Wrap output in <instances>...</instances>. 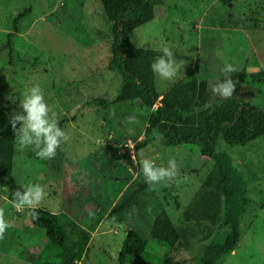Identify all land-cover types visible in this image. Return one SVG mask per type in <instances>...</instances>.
<instances>
[{"label": "rangeland", "instance_id": "obj_1", "mask_svg": "<svg viewBox=\"0 0 264 264\" xmlns=\"http://www.w3.org/2000/svg\"><path fill=\"white\" fill-rule=\"evenodd\" d=\"M131 33L136 48L162 52L167 46L173 55L188 58L177 61L185 65L171 80L155 73L158 101L163 98L159 94L197 64L198 81L207 82V107L214 109L226 99L214 95L212 86L224 79L221 69L232 64L237 69L229 73L234 81L242 69L246 72L236 90L237 103L264 106V0L228 5L220 0H163L155 19ZM111 39V24L98 0H0V108L11 116L25 114L20 107L23 93L39 85L57 113L59 127L70 137L51 159H40L31 147L21 148L15 140L12 177L23 188L39 183L46 194L39 208L63 213L89 231L77 264H118L129 231L147 241V252L161 256L165 249L150 237L161 211L180 234L171 251L176 264H202L205 248L223 242L229 230L222 223L188 222L184 212L202 192L214 163L200 155L198 145L165 147L156 139L135 150L150 111L138 102H111L120 82L107 70ZM100 100L107 105L99 106ZM112 110L115 116H110ZM132 114L138 123L127 122ZM215 151L229 156L245 182L247 199L239 241L217 264H264V138L245 146L219 139ZM139 153L157 166H166L175 156L177 179L150 188ZM0 208L11 225L0 240V264H29L24 258L30 248L40 253L45 247L42 232L29 222L27 208L18 212L13 207L2 187Z\"/></svg>", "mask_w": 264, "mask_h": 264}, {"label": "trees", "instance_id": "obj_2", "mask_svg": "<svg viewBox=\"0 0 264 264\" xmlns=\"http://www.w3.org/2000/svg\"><path fill=\"white\" fill-rule=\"evenodd\" d=\"M98 1L111 24L107 70L120 79L111 102H138L150 111L148 126L135 150L156 139L165 147L198 145L200 155L214 163L202 183V192L184 212V217L188 222L208 221L211 226L222 223L229 230L223 242L209 244L204 250L202 264H217L222 256L235 249L239 241V222L247 199L244 180L231 165L229 156L216 152L215 146L219 139L231 146H245L264 138V106L237 103L236 90L246 79L245 69H242L235 80L239 83L233 96L224 104L209 109L205 97L207 82L198 81L197 64L195 71L186 74L164 96L159 94L163 98L158 101L151 65L163 53L136 48L130 35L133 30L155 19L156 8L162 5L163 0ZM233 1L220 0L225 5ZM174 58L176 61L188 60L180 55H174ZM98 105L105 107L107 104L100 100ZM11 118L7 110L0 108V187L7 191V198L12 203L14 192L23 190V187L12 177L16 136ZM125 159L131 164L128 155ZM37 211L39 219L36 220L32 219L29 209L26 214L31 225L42 232L45 247L40 253L30 248V254L24 260L29 264H77L88 244L89 231L75 225L63 213L41 208ZM150 237L165 249L161 256L147 252V241L135 231H129L122 242L118 264H176L171 251L178 245L180 234L166 211H161L154 219Z\"/></svg>", "mask_w": 264, "mask_h": 264}, {"label": "clouds", "instance_id": "obj_3", "mask_svg": "<svg viewBox=\"0 0 264 264\" xmlns=\"http://www.w3.org/2000/svg\"><path fill=\"white\" fill-rule=\"evenodd\" d=\"M161 51L163 54L155 60L151 68L159 77L171 80L182 71L185 64L175 60L169 47L164 46ZM221 71L224 73V79L215 83L211 90L214 95L230 99L239 81H234L229 73L236 72L237 69L232 64H226ZM20 107L25 114L15 113L10 120L19 146L31 147L40 159L54 158L57 149L70 137L59 127L57 113L46 103L43 89L39 85L27 89L23 93ZM110 116H115V110L110 112ZM126 119L129 124L139 122L135 114L129 115ZM17 123L21 125L19 128ZM139 156L141 172L150 188L155 189L177 179L179 166L175 156L168 158L166 166H157L152 159L144 158L142 153H139ZM136 158L137 156L133 154L132 159ZM45 195L44 188L39 183H32L23 190L18 189L14 192L12 204L18 212L25 208L29 209L32 219L36 220L39 219L37 209L44 201ZM4 217L5 211L0 208V240L5 239L6 230L11 227Z\"/></svg>", "mask_w": 264, "mask_h": 264}, {"label": "crops", "instance_id": "obj_4", "mask_svg": "<svg viewBox=\"0 0 264 264\" xmlns=\"http://www.w3.org/2000/svg\"><path fill=\"white\" fill-rule=\"evenodd\" d=\"M175 84H176V83H175ZM175 84H173V86H174ZM173 86H172V87H173ZM172 87H171V88H172ZM171 88H170V89H171ZM170 89H169V90H170ZM169 90H168V91H169ZM168 91H167V92H168ZM167 92H165V94H166ZM165 94H162V96H164Z\"/></svg>", "mask_w": 264, "mask_h": 264}]
</instances>
